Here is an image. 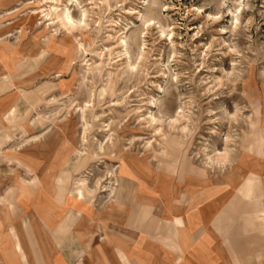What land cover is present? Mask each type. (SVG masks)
<instances>
[{"label": "rangeland", "instance_id": "1", "mask_svg": "<svg viewBox=\"0 0 264 264\" xmlns=\"http://www.w3.org/2000/svg\"><path fill=\"white\" fill-rule=\"evenodd\" d=\"M0 82L17 250L74 219L89 252L178 197L214 264H264V0H0Z\"/></svg>", "mask_w": 264, "mask_h": 264}, {"label": "crops", "instance_id": "2", "mask_svg": "<svg viewBox=\"0 0 264 264\" xmlns=\"http://www.w3.org/2000/svg\"><path fill=\"white\" fill-rule=\"evenodd\" d=\"M5 92V85L0 82V101ZM3 107L0 106V120L4 119L5 123L10 125L13 109ZM5 123L2 124L0 121V128H6ZM4 142L3 139L0 144ZM262 191L264 192L263 189ZM183 200L184 198L179 200L175 197L174 201L169 202L165 211L170 210V212L162 214L164 220L155 219L151 205L143 203L144 205L138 206V211L133 213L129 220L128 226L132 232L130 236L124 239L121 235H113L104 243L91 248L89 252L81 246L79 239L72 233L76 226L74 219L63 222H73V224L70 231L62 236L61 241L57 239L60 237L59 230L63 223L54 225L51 230L48 224L43 222L50 231L55 245L50 250H44L41 241L34 234L29 236L30 250L27 249L26 242L22 239L17 240L21 247L19 251L15 248L16 239L11 235L7 239L2 233L0 264H76V261L81 259H83L81 264H214L212 240L203 239L205 231L202 227L185 221L186 218L182 213L185 203ZM142 214L145 217L139 216ZM176 217L182 220L183 226H176V236H172L171 224ZM67 236L69 239L64 240ZM48 258H52V262H49Z\"/></svg>", "mask_w": 264, "mask_h": 264}]
</instances>
